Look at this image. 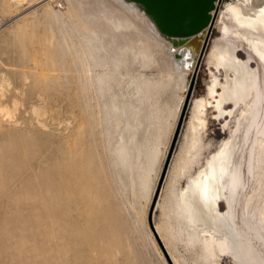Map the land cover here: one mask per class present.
Segmentation results:
<instances>
[{"label": "rangeland", "instance_id": "1", "mask_svg": "<svg viewBox=\"0 0 264 264\" xmlns=\"http://www.w3.org/2000/svg\"><path fill=\"white\" fill-rule=\"evenodd\" d=\"M36 2L0 0V264H203L183 237L166 242L160 207H175L163 196L175 190L171 171L194 103L211 102L201 130L206 147L189 175L226 141L238 119L223 130L206 95L214 24L176 107L166 70L139 59L140 49L154 60L166 57L142 33L130 28L116 38L95 28L94 35L49 1ZM71 2L87 26L105 12L94 0ZM173 220L183 236L192 231L190 222ZM230 261L222 257L221 264Z\"/></svg>", "mask_w": 264, "mask_h": 264}, {"label": "water", "instance_id": "2", "mask_svg": "<svg viewBox=\"0 0 264 264\" xmlns=\"http://www.w3.org/2000/svg\"><path fill=\"white\" fill-rule=\"evenodd\" d=\"M136 1L174 37L211 25L220 2ZM208 46L235 54L237 77L249 95L229 137L200 173L203 198L249 263L264 264V0H223Z\"/></svg>", "mask_w": 264, "mask_h": 264}, {"label": "bare ground", "instance_id": "3", "mask_svg": "<svg viewBox=\"0 0 264 264\" xmlns=\"http://www.w3.org/2000/svg\"><path fill=\"white\" fill-rule=\"evenodd\" d=\"M44 1H49L51 6L55 10L62 12L64 15L72 18L75 24L77 23L80 28H83V30L91 34H97V30H95V28H102L101 30L106 31L108 37L110 35L113 37L116 36L117 38V36L120 35L119 33L129 31L130 28H135V31L138 30V32L142 33V38L145 37L143 39H148L155 43L157 49L154 48V50L156 49V51L160 53V55L164 54L166 57L164 59L154 60V58L152 59V57H149L145 53V51H143V49H140L138 51L139 59H148V61L145 64L143 63V65L153 64L156 65L158 69L160 68L161 70H166V74L168 75L169 83L171 86V94L169 95L171 96L173 104L178 107L180 101V92L184 88L186 77L192 72V68L194 67L198 59L205 39L208 37L210 24L193 35L187 37H174L169 35L165 31L154 14L145 10L144 5L136 0H94V2L98 5V9H105V12L101 14L97 19H93L90 26H87L80 18L77 12L78 9L75 8V6H73V3L71 2L75 1V3L77 2L76 4H80L81 0H37L36 3ZM217 8L218 4L216 5L215 10L211 11V24H214L215 15L217 14ZM98 9L97 11H99ZM111 9L115 10L116 12H121L125 17V20H116L112 15ZM145 43H148V41H145ZM172 46H178V48L173 49ZM127 49L129 50V48ZM130 49L132 54L134 53L135 55H137V51H135L136 49L134 50V48L132 47H130ZM152 60L154 61L152 62ZM150 61L151 64L149 63ZM207 63L208 65L212 66L214 72L212 78H210V82L208 83L206 95L214 100L212 101L214 103L212 105L215 112L214 117L215 119H223L221 128L224 130L226 127H229L231 119H236L237 116L239 117L244 105L248 101L249 90L237 77L235 54L211 47L208 51ZM210 74H212V72H210ZM218 88H220V92H218ZM199 100V102L194 103L192 115L187 125L185 142L180 147L173 163L171 180H173V183H175V190L172 191V194L169 193V195L166 194L163 196L164 200H168V202L172 204L173 202L175 203L173 204L175 206L174 210L171 211V208H165L163 204L161 207L159 206L161 208L160 212L166 220V228H163V225H165L164 223L163 225H161L164 232L163 237L169 245H173L175 240H179L181 237L184 238V236L186 235L185 238H182V241H180L183 242L182 244H184L189 249L196 247L195 249L198 250L202 255L201 263L203 264H221L222 257L231 258L234 264H250L237 244L234 242V240L224 231L219 220L210 210L203 198L200 173L203 171V169L206 167V165L213 158V156L225 141L221 143L220 147L217 151H215V153L211 154L209 158L207 157L208 159H206L201 169L195 172L194 175H189L190 171L195 168V166L200 162V151L206 147L201 143V130L205 128V121L203 119V116L205 115V111L207 107H209L208 105L211 102H208L206 98H201ZM1 109L2 108H0V111L3 112ZM237 110L238 113H236ZM6 114L7 116L9 115L8 112H6ZM234 125L235 124H233V126ZM231 131L232 129L230 128L229 133H231ZM120 147L124 155L123 161H125L127 156L126 138H123ZM64 165L65 166L63 168V172L67 171L68 168L67 164ZM127 165L128 164L126 162L125 166L127 167ZM118 167L120 168L121 166L119 165ZM121 168L120 171L122 172L123 168ZM64 173L65 175L64 177H62V186L66 187L70 183L69 177L66 175L67 173ZM185 177L187 178L185 187H179L178 185L176 187V184L181 183L180 180ZM168 202H166L167 205ZM200 218H204L203 220L205 221L202 220L204 223H207L209 221L210 224L202 223V221H199ZM173 219H175V221L176 219H183L186 221V224H189L190 222V224L192 225V231H188L189 234H184L183 236V233L185 231H181V226L179 227L178 223L174 222ZM206 219H208L207 222ZM171 221L177 223L176 226H178L180 229L178 227H175V225H173L174 223L171 224ZM172 225L175 227V229H179L181 233L183 232L182 236L181 234H177L178 231H175V229L174 231L177 235L174 234ZM203 229L207 231L209 229L211 231L210 234L205 235Z\"/></svg>", "mask_w": 264, "mask_h": 264}]
</instances>
